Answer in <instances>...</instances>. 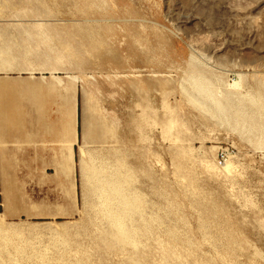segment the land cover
Segmentation results:
<instances>
[{"label": "rangeland", "instance_id": "rangeland-1", "mask_svg": "<svg viewBox=\"0 0 264 264\" xmlns=\"http://www.w3.org/2000/svg\"><path fill=\"white\" fill-rule=\"evenodd\" d=\"M17 44L141 130L64 224L0 216V264H264V0H0Z\"/></svg>", "mask_w": 264, "mask_h": 264}, {"label": "crops", "instance_id": "crops-1", "mask_svg": "<svg viewBox=\"0 0 264 264\" xmlns=\"http://www.w3.org/2000/svg\"><path fill=\"white\" fill-rule=\"evenodd\" d=\"M20 46L0 45V216L62 225L80 211L88 180L126 173L117 147L139 136L141 99L134 91L128 110L111 101L103 110L88 72Z\"/></svg>", "mask_w": 264, "mask_h": 264}, {"label": "built area", "instance_id": "built-area-1", "mask_svg": "<svg viewBox=\"0 0 264 264\" xmlns=\"http://www.w3.org/2000/svg\"><path fill=\"white\" fill-rule=\"evenodd\" d=\"M227 157H228L227 152H225L224 150H222L220 152V160H219L220 164L221 163H224L227 160Z\"/></svg>", "mask_w": 264, "mask_h": 264}, {"label": "bare ground", "instance_id": "bare-ground-1", "mask_svg": "<svg viewBox=\"0 0 264 264\" xmlns=\"http://www.w3.org/2000/svg\"><path fill=\"white\" fill-rule=\"evenodd\" d=\"M228 160H229V159H227L224 163H221V164L218 163V164H220L221 166H222V165H225V164L227 163Z\"/></svg>", "mask_w": 264, "mask_h": 264}]
</instances>
